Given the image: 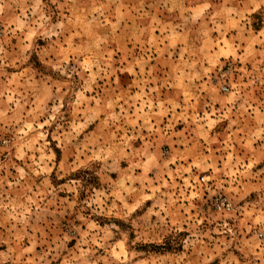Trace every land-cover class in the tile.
Masks as SVG:
<instances>
[{
	"label": "rangeland",
	"instance_id": "1",
	"mask_svg": "<svg viewBox=\"0 0 264 264\" xmlns=\"http://www.w3.org/2000/svg\"><path fill=\"white\" fill-rule=\"evenodd\" d=\"M244 1L0 0V264H264V176L208 137L264 98Z\"/></svg>",
	"mask_w": 264,
	"mask_h": 264
},
{
	"label": "crops",
	"instance_id": "2",
	"mask_svg": "<svg viewBox=\"0 0 264 264\" xmlns=\"http://www.w3.org/2000/svg\"><path fill=\"white\" fill-rule=\"evenodd\" d=\"M263 0H245L243 2L244 11H248V13H253L257 8L261 6ZM201 5V4H196ZM245 13V12H244ZM260 29H256V32H259ZM252 35H250L251 37ZM253 91V90H252ZM250 93V92H249ZM248 93V95H249ZM245 95L246 93H240L238 91L231 92L228 95L221 96L230 97V99ZM220 97V95H219ZM229 99V100H230ZM249 104V103H248ZM245 105V104H244ZM228 106V105H227ZM234 104L230 105V109L232 111L231 121L227 127L224 129H217L216 125L213 124L208 128V137L211 138L212 134L214 137L221 136L223 142H231L232 144L237 143L236 149L240 152V158L246 159L249 161L255 160L256 165L254 166L257 173L264 176V98L257 99L255 103H253L247 109L240 108L239 111L246 114V118L244 116L240 117L239 114H235V110L233 111ZM229 108V106H228ZM234 115L237 117L233 118ZM237 118V119H236ZM225 125V124H224ZM224 147V146H223ZM235 147V145H234ZM238 157V154L236 155ZM237 167V170L244 172L248 170L245 166ZM225 166H221L220 169H223ZM258 186L260 184V180L258 179L256 182Z\"/></svg>",
	"mask_w": 264,
	"mask_h": 264
},
{
	"label": "built area",
	"instance_id": "3",
	"mask_svg": "<svg viewBox=\"0 0 264 264\" xmlns=\"http://www.w3.org/2000/svg\"><path fill=\"white\" fill-rule=\"evenodd\" d=\"M222 88L223 90H228L229 89L228 84L227 83L222 84ZM214 201H216L218 205H223V206L228 205V197L224 195L216 196Z\"/></svg>",
	"mask_w": 264,
	"mask_h": 264
}]
</instances>
